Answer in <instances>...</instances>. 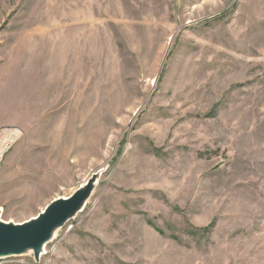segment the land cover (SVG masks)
Masks as SVG:
<instances>
[{
	"label": "rangeland",
	"instance_id": "rangeland-1",
	"mask_svg": "<svg viewBox=\"0 0 264 264\" xmlns=\"http://www.w3.org/2000/svg\"><path fill=\"white\" fill-rule=\"evenodd\" d=\"M0 219L91 182L39 259L264 264V0H0Z\"/></svg>",
	"mask_w": 264,
	"mask_h": 264
},
{
	"label": "water",
	"instance_id": "water-1",
	"mask_svg": "<svg viewBox=\"0 0 264 264\" xmlns=\"http://www.w3.org/2000/svg\"><path fill=\"white\" fill-rule=\"evenodd\" d=\"M92 190L89 182L71 197L53 201L36 218L21 225L0 219V259L22 256L28 251L39 259L42 247L52 241L49 240L51 234H57L74 215L82 211Z\"/></svg>",
	"mask_w": 264,
	"mask_h": 264
},
{
	"label": "built area",
	"instance_id": "built-area-1",
	"mask_svg": "<svg viewBox=\"0 0 264 264\" xmlns=\"http://www.w3.org/2000/svg\"><path fill=\"white\" fill-rule=\"evenodd\" d=\"M21 132L18 128H9L2 131L0 135V158L3 157L8 148L16 141Z\"/></svg>",
	"mask_w": 264,
	"mask_h": 264
},
{
	"label": "bare ground",
	"instance_id": "bare-ground-1",
	"mask_svg": "<svg viewBox=\"0 0 264 264\" xmlns=\"http://www.w3.org/2000/svg\"><path fill=\"white\" fill-rule=\"evenodd\" d=\"M56 235V232H53L52 234H51V236H50V241L52 240H54L55 239V236ZM44 252H45V248H44V246L42 247V254L41 255H43L44 254Z\"/></svg>",
	"mask_w": 264,
	"mask_h": 264
}]
</instances>
